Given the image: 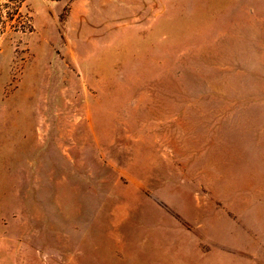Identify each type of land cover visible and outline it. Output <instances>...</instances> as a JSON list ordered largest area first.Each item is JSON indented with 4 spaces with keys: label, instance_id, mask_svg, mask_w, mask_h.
Here are the masks:
<instances>
[{
    "label": "rangeland",
    "instance_id": "obj_1",
    "mask_svg": "<svg viewBox=\"0 0 264 264\" xmlns=\"http://www.w3.org/2000/svg\"><path fill=\"white\" fill-rule=\"evenodd\" d=\"M21 13L0 36V264H264V0Z\"/></svg>",
    "mask_w": 264,
    "mask_h": 264
},
{
    "label": "trees",
    "instance_id": "obj_2",
    "mask_svg": "<svg viewBox=\"0 0 264 264\" xmlns=\"http://www.w3.org/2000/svg\"><path fill=\"white\" fill-rule=\"evenodd\" d=\"M26 0H0V36L7 26L16 24L24 18L21 13L22 5Z\"/></svg>",
    "mask_w": 264,
    "mask_h": 264
},
{
    "label": "crops",
    "instance_id": "obj_3",
    "mask_svg": "<svg viewBox=\"0 0 264 264\" xmlns=\"http://www.w3.org/2000/svg\"><path fill=\"white\" fill-rule=\"evenodd\" d=\"M158 255H159V256H161V254H160V253H158V254H157V256H158ZM153 259H156V258H154V257H153ZM153 261H154V260H153ZM154 262H158V261H157V260H155ZM156 264H157V263H156Z\"/></svg>",
    "mask_w": 264,
    "mask_h": 264
}]
</instances>
